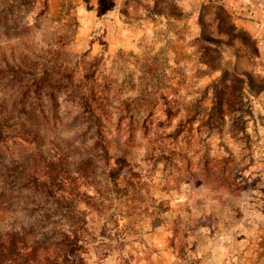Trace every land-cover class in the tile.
Masks as SVG:
<instances>
[{
  "label": "rangeland",
  "instance_id": "obj_1",
  "mask_svg": "<svg viewBox=\"0 0 264 264\" xmlns=\"http://www.w3.org/2000/svg\"><path fill=\"white\" fill-rule=\"evenodd\" d=\"M0 122L2 230L73 229L77 264H264V0H0ZM60 155L67 207L25 186Z\"/></svg>",
  "mask_w": 264,
  "mask_h": 264
},
{
  "label": "trees",
  "instance_id": "obj_2",
  "mask_svg": "<svg viewBox=\"0 0 264 264\" xmlns=\"http://www.w3.org/2000/svg\"><path fill=\"white\" fill-rule=\"evenodd\" d=\"M88 118L89 127L95 128V133L99 137L96 145L105 151V140L102 135L106 126L97 116ZM3 127L4 122H0V146L4 143ZM96 149L97 147L93 150ZM1 153L2 149L0 148V155ZM64 156L60 155L56 158L61 166L54 165L51 162L45 166L48 169L44 172L45 180L38 181V176L34 175L28 178L25 186L52 197L59 191L60 194L58 195L64 203L63 207H67L69 199L65 195L67 190L64 187V176L60 174L65 170L62 164L65 163ZM43 158L48 160L45 156ZM65 171L64 174L69 176L67 178H72L71 180L75 181L74 179L77 176H71L68 167ZM82 176L88 177L86 174H82ZM3 195L4 191L1 190L0 213L7 210V202L4 200ZM82 247L83 244L73 229L62 228L51 233L42 232V234H39L32 225L11 227L7 230H2L0 227V264H77L78 261L75 255L81 251Z\"/></svg>",
  "mask_w": 264,
  "mask_h": 264
}]
</instances>
